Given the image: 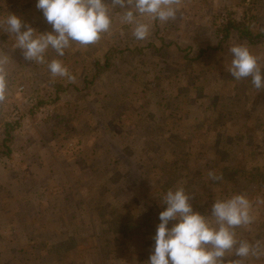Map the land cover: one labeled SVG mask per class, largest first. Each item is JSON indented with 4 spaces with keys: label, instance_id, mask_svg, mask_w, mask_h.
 <instances>
[{
    "label": "rangeland",
    "instance_id": "1",
    "mask_svg": "<svg viewBox=\"0 0 264 264\" xmlns=\"http://www.w3.org/2000/svg\"><path fill=\"white\" fill-rule=\"evenodd\" d=\"M240 1L181 0L166 23L136 14L150 29L137 41L134 25L121 20L125 9L104 0L112 23L96 44L70 42L62 56L49 46L41 62L24 58L4 23L16 15L34 39L53 32L36 0H0V264H148L165 162L174 188L213 227L216 200L248 197L252 222L230 229L237 244L222 259L264 264V90L227 71L234 44L247 46L264 71V35L251 44L232 30L220 43L230 11L244 16ZM254 4L251 29L264 32V0ZM52 60L74 80L53 77ZM10 122L17 124L5 139ZM252 132L261 148L244 147ZM254 167L257 181L248 183ZM210 170L231 177L225 191L215 195L219 184L201 176ZM240 242L255 254L236 256Z\"/></svg>",
    "mask_w": 264,
    "mask_h": 264
},
{
    "label": "clouds",
    "instance_id": "2",
    "mask_svg": "<svg viewBox=\"0 0 264 264\" xmlns=\"http://www.w3.org/2000/svg\"><path fill=\"white\" fill-rule=\"evenodd\" d=\"M181 0H111L113 8L125 9L121 20L134 25L132 36L143 41L150 34L149 25L137 20L136 14L149 16L152 20L168 22L176 19ZM36 7L43 12L53 32L33 38V29L16 15L7 17V31L16 35L17 46L23 50L24 58L43 61V54L51 46L60 56L70 42L81 46L96 44L103 33L111 27L109 6L104 0H36ZM22 27L26 30L21 31ZM232 60L227 68L231 76L239 81L250 78L254 88L264 90V71L258 58L243 44L229 48ZM53 77L74 80L69 69L59 60L48 64ZM5 79L0 71V100L4 98ZM211 181L222 180V175L208 171ZM189 195L183 187L169 189L163 196L165 210L159 213L160 223L154 236V251L148 264H224L227 252L237 244L230 229L252 222L251 202L244 194H235L227 199L216 200L211 207V216L219 227H213L208 218L194 212ZM170 221H178L171 228ZM255 254L247 242H240L235 255L246 257ZM239 264V261L234 262Z\"/></svg>",
    "mask_w": 264,
    "mask_h": 264
},
{
    "label": "trees",
    "instance_id": "3",
    "mask_svg": "<svg viewBox=\"0 0 264 264\" xmlns=\"http://www.w3.org/2000/svg\"><path fill=\"white\" fill-rule=\"evenodd\" d=\"M240 2L244 5V16L242 17V19L240 21H238L233 17V14H234L233 11H230V13L228 15V19L225 21V23L220 25V33L222 35L220 43L228 40L230 32L232 30H235L241 38L245 39L248 43H251V44L260 41L261 36L264 35V32L254 33V31L251 29L250 22H251L252 17H253V11L255 9V7H254L255 0H241ZM108 56H109V54H106V56L104 58L107 63L109 61ZM95 67H96L97 73H99L105 69L104 65L100 64V62H97ZM16 124H17V122H10V123L5 124V137H4L5 139H8L10 137V132H11V130L15 129ZM263 133H264V131L259 132L260 135H263ZM248 134H249V131H248ZM248 134L245 133V142L243 143L244 147L248 148L249 146L252 145L255 148H261V146L258 145V143H257L255 133H253V132L250 133V136ZM242 138H244V137H242ZM260 144L262 145V143H260ZM142 162H144V160ZM243 164H244V161L241 160L240 161V168L243 166ZM172 167L169 166V164H166V162H165L161 167L158 168V172L161 175L160 176V179H161L160 190L163 194H165L169 189H173L175 182H177L176 177L172 175L173 174ZM242 170H245V168H243ZM257 170H260V169H258V167L251 168L249 170V173L246 176H244L243 179H245V181L248 183L252 182V180H255L254 182H256L257 179H252V178L258 177L256 175L259 173ZM214 172L216 174L220 173L216 170ZM207 173L208 172H206L205 174H201V176L204 178V180H209ZM220 174H226V173L221 171ZM222 177H223L222 182L220 180L214 181L215 184H219V186H220L219 187L220 191H214L215 195L225 191L227 184H226V182L223 183V180L226 181L228 179H231L230 176L225 177L224 175H222ZM254 182H252V183H254ZM232 183L233 182L229 183L228 188L230 187V185H232ZM204 186L205 185L203 184V188H204ZM232 190L233 189H230L229 191H232ZM162 206H163V208L161 210L163 211L167 206H166V204H162ZM160 212L161 211L159 210V213ZM204 216L206 218H208L207 214H205ZM210 217H211V214H210Z\"/></svg>",
    "mask_w": 264,
    "mask_h": 264
}]
</instances>
